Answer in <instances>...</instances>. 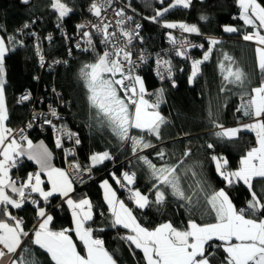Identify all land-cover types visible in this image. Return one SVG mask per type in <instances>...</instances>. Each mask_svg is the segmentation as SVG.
<instances>
[{"label": "snow or ice", "instance_id": "6c2138e0", "mask_svg": "<svg viewBox=\"0 0 264 264\" xmlns=\"http://www.w3.org/2000/svg\"><path fill=\"white\" fill-rule=\"evenodd\" d=\"M21 2L28 4L29 0ZM159 2L163 5L165 0ZM235 2L239 15L233 19L242 21L244 27L224 26L223 30L227 33L242 32L244 41L253 42L256 67L264 74V0ZM113 3L114 0H92L89 11L98 22L76 26L80 38L88 45L84 51H96L93 32L85 29H94L95 34L101 38L99 43L104 46L102 51L96 52L93 63L81 67L80 75L89 93L90 107L96 110L101 124L109 127L121 144L131 145L133 156L147 168L152 183L147 193L134 187L137 182L135 171H124L119 176L113 172L112 180L121 189L127 190L128 200L136 209H145L153 204L162 206L169 194L182 201V207L190 208L193 196L205 192V189L198 182L193 193L186 192L179 171L183 159L174 164L164 162L158 166L147 155L140 154L145 149L156 147L147 137L162 139L161 129L167 123L159 110L164 102V89L160 88L155 93L148 92L144 78L136 74L139 64L146 63L148 59L141 52L137 60H134L133 56L137 54L131 50L133 42L142 39L139 34L142 25L135 23L134 27H128L130 22L134 23V18L128 16L123 8L114 9V15L119 19L113 24L107 15ZM191 4L192 0H171L166 7L157 9L153 16L145 19L160 23L165 13L177 7L187 9ZM49 7L57 14L60 22L58 28L74 11L65 0H49ZM201 19L206 17L201 16ZM161 26L165 29H179L181 33L201 35L200 29L194 24L164 21ZM23 27L28 28L30 25L25 23ZM48 39H52L51 35ZM168 40L174 47L175 55L185 59H191L189 48H204L203 44H191L183 35L178 38L171 32L168 33ZM207 40L209 46L202 58L191 59L190 84L200 74L201 65L210 59L215 46L221 43L213 37ZM16 44L22 46L23 42L15 36L0 35V264H39L27 246L29 241L48 255L51 264H118L114 254L105 247V241L97 237L95 229L89 225L94 220L92 201L87 197L78 200L72 198L73 178L65 169L53 166L52 152L43 141L34 144L24 129L14 132L6 124L9 116L5 101L4 65L6 56ZM75 47L80 48V43L77 42ZM40 59L43 66L44 57L41 55ZM155 63L156 75L160 80L172 78L170 60L157 58ZM218 67L224 85L221 91H231L229 85L241 90L236 112L246 117L248 122L225 127L213 120V126L217 129L213 135L221 140H234L241 133L249 132L254 134L255 143L241 156L239 166L234 170L229 169L227 158L211 156L216 172L226 187L205 192L207 208L204 215L209 220L198 222L189 219L183 226L169 220L149 228L134 215L133 208L119 198L109 180L105 179L100 184L103 201L112 217L111 226L126 230L121 239L127 241L133 251L142 252L144 264H215L219 252L224 254L219 264H264V192L258 193L255 190V183L264 181V75L256 86L249 87V75L238 66L234 67L233 58L227 53L223 54ZM172 84L175 87L174 80ZM153 95L156 97L154 101L146 99ZM29 99L30 94H26L19 102ZM49 108L51 116L59 119L57 111L51 106ZM43 123L52 126L58 133L55 140L57 148H64V137L69 140L75 138L76 145L81 143L75 132L64 126L57 127L51 119H45ZM32 126V123L26 125L27 128ZM133 130L138 134L133 135ZM207 148L214 149V144L208 143ZM64 152L66 157L74 155L72 149H64ZM182 155L188 157L191 149L187 148ZM166 156L163 150L156 152V157L161 161H165ZM23 157L34 161L39 168L38 171L18 177L13 174V169L20 166ZM89 160L90 164L84 168L79 163L69 164L75 179L81 183L83 172L90 175L93 168L113 160V156L109 151L94 152ZM42 174L47 178L46 181ZM192 175L195 176V172ZM237 183L246 186L250 194L244 207H237L226 190ZM56 195L71 211V228L54 230L51 227L54 218L45 206ZM151 195H154V200L150 199ZM27 204L34 206L38 220L31 231L27 229L24 218L13 212Z\"/></svg>", "mask_w": 264, "mask_h": 264}, {"label": "trees", "instance_id": "16d2710c", "mask_svg": "<svg viewBox=\"0 0 264 264\" xmlns=\"http://www.w3.org/2000/svg\"><path fill=\"white\" fill-rule=\"evenodd\" d=\"M119 1L128 16H132L134 20H141L142 42L136 44V50L163 49L164 37L169 30L161 26L164 21L196 25L201 35L190 34L195 40L207 36L221 41L215 46L210 59L201 65L200 74L191 84L188 80L191 74L190 65L182 62L181 59L174 58L170 52L163 54L164 59L170 60L172 64V78L169 81L162 83L156 81L150 63L140 70L148 90L155 93L160 88L164 89V102L161 103L159 110L167 120L161 129V140L147 137L156 147L145 149L140 154L147 155L158 166L164 162L174 164L183 159L184 163L179 171L182 185L189 194L196 190L198 182L204 186L207 193L225 188V182L217 174L211 156L227 158L229 169L234 170L238 168L241 156L254 145L255 137L249 132L241 133L240 137L234 140H221L213 135L217 129L212 121L217 114H223L226 117L225 127H235L238 122L248 121L236 112L241 90L229 85L231 91H221L224 85L218 64L223 60V54L227 53L233 58L234 67L238 66L249 75L251 81L249 87L256 86L264 75L255 64V45L244 41L242 32L226 33L223 30L224 26H235L241 29L244 27L242 21L233 19L239 15L235 0H192L191 6L187 9L177 7L165 13L160 23L145 18L153 16L157 9L166 7L171 0H165L163 5L159 0ZM65 2L74 9L63 21L66 31L72 33L78 30L76 26L87 16L86 8L92 0H65ZM201 16L206 19L202 20ZM25 23H28L30 27L24 28ZM58 23L60 22L57 20V14L49 7V0H29L28 4L22 3L21 0H0V35L5 37L12 35L18 40L21 38L19 29H22L27 36L22 46L16 44L15 49L9 51L5 58V98L9 112V125L15 128L28 114L29 104L18 102V97L26 91L32 92L36 96L35 103L42 107L47 102L51 105L57 103L59 106L61 101L63 107L60 108L66 117L65 126L77 130L81 141L76 148L79 162L82 165H89V157L94 152L109 151L113 156V160L105 161L104 164L93 168L92 176L87 181L74 187V198L87 197L92 201L94 220L90 221L89 225L95 229L94 234L105 241V247L114 254L118 264H144L140 250L133 251L129 243L121 239L126 230L111 226L112 217L103 201L99 184L102 179L112 180L113 172L119 176L124 170L135 171L137 182L134 187L147 193L152 183L150 174L147 168L133 156L131 145L121 144L111 129L101 124V118L97 117L96 110L90 107L89 93L80 75V69L85 64L93 63L96 52L103 50L99 44L100 36L93 33L95 52L92 50L76 52L72 49L69 54L64 37H59L56 30ZM32 33L39 35L40 45L43 54L49 58L48 62L68 58V64L62 63V65L51 67L49 63H46L47 65L43 67L37 54V48L40 45L33 42ZM50 33H54L55 38L50 42L44 41V37ZM208 46V40H204L203 49L192 50L193 58L201 59ZM173 80L175 87L172 84ZM153 98L156 99L155 95ZM132 134L138 133L133 130ZM31 136L40 137L35 134ZM44 137H47L49 145L54 150L55 163L63 167L62 149L55 147L49 134ZM208 143H213L214 149H208ZM187 148L191 149V155L183 157L182 154ZM160 150L167 153L165 161L156 157V152ZM127 158H130L128 164L124 162ZM112 162L116 166L113 167ZM28 171H32L31 164L22 161L13 173L15 176L16 174L24 176ZM193 172L195 176L192 175ZM112 182L116 188L117 185L113 180ZM226 190L237 207H244L246 201L250 199V194L242 183L227 187ZM255 190L258 193L264 192V181L256 182ZM205 192L193 196V205L190 208L182 207L183 202L170 194L162 206L153 204L145 209H136L131 203L129 207L133 208L134 215L139 221L149 228L169 220L180 226L186 224L189 219L204 222L210 219L204 215L207 208L204 201ZM150 199L154 200V195H151ZM60 200L62 201L61 198L53 197L45 206L53 215L51 227L54 230L72 227L71 214L65 205L61 202L60 206L56 207ZM14 214L24 218L29 231L37 222L35 208L31 204L15 210ZM27 246L31 248L33 257L39 261V264H51L48 255L38 246L31 245L30 241L27 242ZM223 255L222 252L217 253L215 264H219Z\"/></svg>", "mask_w": 264, "mask_h": 264}, {"label": "built area", "instance_id": "2783aa9c", "mask_svg": "<svg viewBox=\"0 0 264 264\" xmlns=\"http://www.w3.org/2000/svg\"><path fill=\"white\" fill-rule=\"evenodd\" d=\"M120 8H123L124 9V7H122L120 1L119 0H114L113 7L112 8H109V10H108L107 15H108L109 19L112 21L113 24H114V22H115L116 19H119V17H117V16L114 15V9H120ZM86 9H87L86 10L87 16L82 19V21H81L80 24H89V22H91V23H97L98 22L97 21V18L90 13L89 6ZM135 23L141 24V20H136L135 19L134 20V23L133 22H130L127 26L128 27H134L135 26ZM56 30L58 31L59 37H61V36L64 37V41L67 43L68 52H69V49H71V50L74 49L76 52H78V51H84L83 49H85V48L88 47V45L84 43L83 39L80 38V36L78 34V30H75V32H72V33L71 32L68 33L66 31V28L64 26V22L62 23L61 28L56 27ZM85 30H90V31H92L95 34V30L94 29H90L89 28V29H85ZM141 30H142V28L139 29L140 37H141ZM19 31L21 32V38L18 39V41H22L23 42L27 38L26 33H23L22 29H19ZM169 32H171L174 36H176L178 38L181 35H183L188 41H190L191 44H194V45H200V44H203L204 45V40H207V38H208L207 36H202L201 38H199L200 40L199 39L195 40L193 37L190 36L189 33H181V31L179 29H169L168 32H167V35L164 37L165 39L163 41V45H164L163 46V49L162 50H158V51H151V50H147L146 51V50H138V49L136 50L135 49L136 44L141 43L142 42V39L135 40L133 42V45L131 46V50L133 51V53H135L137 55H134L133 56V59L134 60H137L138 54L141 53V52H143V54L148 58L146 63H140L139 64V67L136 69V74L142 76L140 70L143 68L144 65L150 63L151 70H152V73L154 74V77L156 78V81H158L160 83L165 82V81H169L170 79H167V78L164 79V80H160L159 77L156 75V63H155V61H156L157 58H163L164 59L163 54L165 52H168V53L170 52L174 58H177L179 60L181 59L182 62L187 63L188 65L191 66V59H194L193 56H192V50L193 49L201 50L203 48H199V47L189 48L188 49V55H189V57L191 59H185V58H182V57H178V56L175 55V51H174L173 45L168 40V33ZM49 35H51V37H52L51 40H53L55 38V34L54 33H50V34L46 35V37H44V41H46V42H50L51 41V40L48 39ZM10 36H12V35H10ZM32 38H33V42L34 43H36L38 45L41 44L40 43V37H39V35L37 33H35V35H32ZM100 39H99V41H100ZM77 42L80 43V45H81L80 48L75 47V45L77 44ZM100 45L102 47H104L102 44H100ZM15 47H16V45H15ZM15 47H14V49H15ZM38 48H39V52L37 51V54H38L39 61H40L41 64H42V62H41L40 57H41V55L44 57L43 67L47 65L46 63H49L51 65V67L53 65H60V64L62 65V63L63 64H66V65L68 64V61H69L68 58H62V60L56 59L52 63L48 62L49 58H47L43 54L42 46L40 45ZM69 58L71 59L72 56L70 55ZM57 61H59V63H57ZM145 85H146V82H145ZM148 92L153 93L151 90H148ZM26 94H30V99L29 100H26V101H23V102H19L20 101V98L22 96L26 95ZM146 99H149L150 102L154 101L153 96L146 97ZM35 101H36V96L32 92H29V91H26V92L22 93L18 97V102L20 104L21 103H23V104H29L30 110H29L28 114L24 117V120L22 121V123L19 124L18 126H16L15 128H13V130H14V132H16L19 129H24L25 130V134L28 135V137H30L32 134H35V135L40 136V137H44V135L49 134L50 135V139H52V142L55 145V140H56V136H57L58 133L53 129L52 126L47 125V124H44L43 121L45 119H51L52 122H53V124L56 125L57 127H61V126L66 127L65 126V119H66L65 113L60 108V107H63L62 106V103L60 101V105L58 106L57 103H56V105L55 104L51 105V104H49L47 102L42 107L39 104L37 105L35 103ZM58 103H59V100H58ZM49 106H51V108H53V109H55L57 111V114H58L59 119H57L56 117H52L51 116ZM29 123H32V125H33L31 128H27L26 127V125L29 124ZM67 129L70 130V131H72V132H75L77 134V136H78L77 130H73V129H70V128H67ZM74 139L75 138H73L72 140H69L67 137H64L63 138L64 148H60V149H62L63 154H64V157H63L64 166H63V168L69 173L70 178H73V180H74V184L73 185L75 187V186H78V185L84 183L85 181H87L89 179V177L92 176V174L89 175V173L83 172L82 173V178H83V182L82 183L79 180H76L75 179L74 171H73V169L71 167H69V164L70 163H79L82 168L87 167L88 165H82L79 162V160L77 159V149H76L77 148V145L74 143ZM64 149H72V150H74V155L67 156L66 157L65 156ZM129 159L130 158L125 159L124 162L126 164H128L129 163ZM112 166L114 167L116 165H114V163L112 162ZM124 171H129V170H124ZM91 173H92V171H91ZM118 190H120L123 193L122 194V197H123L122 199L123 200L125 199L127 202H130L128 200V192H127V190L126 189H121L119 187V185H118ZM61 202L62 201L60 200L58 202V204L56 205V207L60 206Z\"/></svg>", "mask_w": 264, "mask_h": 264}, {"label": "crops", "instance_id": "0c3cea01", "mask_svg": "<svg viewBox=\"0 0 264 264\" xmlns=\"http://www.w3.org/2000/svg\"><path fill=\"white\" fill-rule=\"evenodd\" d=\"M179 23V22H178ZM227 33V32H226ZM190 69H191V66H190ZM5 101H6V98H5ZM6 105H7V102H6ZM9 113V112H8ZM225 118L226 117H224V115L223 114H217V115H215V117H214V120L215 121H218L219 123H222L223 125H225L226 124V122L227 121H225ZM245 119H247L246 117H245ZM8 121H9V119H8ZM6 122V124H7V126L8 127H10L11 128V126L9 125V122ZM248 122V121H247ZM246 123V122H245ZM13 129V128H12ZM47 137H34V136H30L29 137V139H31L32 141H33V143L34 144H39L41 141H43V143L45 144V146H47V148L49 149V151H51L52 152V164H53V166L54 167H57V168H62V169H64L62 166H60V165H58L57 163H55V160H54V150H52V148H51V146L49 145V143H48V140L46 139ZM52 140V139H51ZM53 143V142H52ZM56 147V146H55ZM21 161H27L29 164H31V167H32V171H28L27 173H29V172H35V171H38V168H39V166L37 165V164H35V162L34 161H29L26 157H23V158H21ZM22 163V162H21ZM14 170V169H13ZM27 173L24 175V176H26L27 175ZM14 174V173H13ZM15 175V174H14ZM16 176H19V177H24V176H20V175H17L16 174ZM42 178L43 179H45V181H46V177L45 176H43V174H42ZM103 180H105V179H102L101 181H100V184H101V182L103 181ZM108 180V179H107ZM109 182L113 185V187H114V184H113V182H112V180L110 179L109 180ZM100 184H99V186H100ZM47 187V186H46ZM73 187H74V185H73ZM115 188V187H114ZM116 189V188H115ZM102 190V189H101ZM72 195V198L73 199H75V200H78V199H76V198H74V196H73V193L71 194ZM117 195H118V191H117ZM119 196V195H118ZM54 197H58V198H60L58 195H56V196H54ZM80 198H83V197H80ZM79 198V199H80ZM102 198H103V190H102ZM120 198V197H119ZM62 203H63V201H62ZM64 204V203H63ZM65 205V207L68 209V207H67V205L66 204H64ZM68 211H69V213L71 214V211L68 209ZM13 212H15V210H13ZM38 223V220H37V222H36V224ZM71 224H72V216H71ZM73 238L75 239V236H74V234H73ZM142 253V252H141Z\"/></svg>", "mask_w": 264, "mask_h": 264}, {"label": "rangeland", "instance_id": "374dc122", "mask_svg": "<svg viewBox=\"0 0 264 264\" xmlns=\"http://www.w3.org/2000/svg\"><path fill=\"white\" fill-rule=\"evenodd\" d=\"M167 22H170V21H167ZM253 43V42H252ZM116 190L118 191V194H119V196H122V192L120 191V190H118V185H117V187H116ZM121 199V198H120ZM124 201H125V203H127L128 205L129 204H131V202H127L125 199H124Z\"/></svg>", "mask_w": 264, "mask_h": 264}]
</instances>
